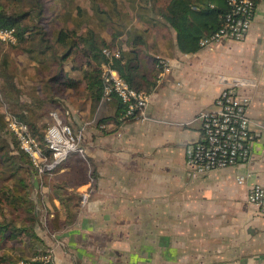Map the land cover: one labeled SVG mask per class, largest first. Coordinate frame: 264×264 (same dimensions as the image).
Instances as JSON below:
<instances>
[{
    "label": "crops",
    "instance_id": "0c3cea01",
    "mask_svg": "<svg viewBox=\"0 0 264 264\" xmlns=\"http://www.w3.org/2000/svg\"><path fill=\"white\" fill-rule=\"evenodd\" d=\"M86 1L69 4L68 13L55 18V28L80 35L93 30L106 47L121 51L122 62L138 60L131 70L136 81L155 82L149 117H125L117 96L96 98L85 79L84 56L66 57L60 69L56 62L41 64L37 54L13 50L19 98L34 102L38 129L45 132L53 112L75 128L85 126L86 155L73 152L55 172H35L37 238L7 242L26 244L22 255L4 249L19 259L43 250L55 264H264V212L248 200L254 183L264 185V0L243 40L195 52L179 48L176 29L157 10H145L153 5L147 0ZM135 33L146 41L138 53L132 51ZM157 54L171 62L160 81ZM59 71L75 84L54 92L53 103L40 100L44 81ZM235 77L245 80L239 89L251 100V155L244 163L197 173L186 158L187 145L203 138L197 116L218 108L217 97ZM86 188L91 192L82 204Z\"/></svg>",
    "mask_w": 264,
    "mask_h": 264
},
{
    "label": "trees",
    "instance_id": "16d2710c",
    "mask_svg": "<svg viewBox=\"0 0 264 264\" xmlns=\"http://www.w3.org/2000/svg\"><path fill=\"white\" fill-rule=\"evenodd\" d=\"M147 1V4L151 2L153 5L150 8L144 7L145 10H157L176 29L178 45L183 52L197 51L200 48L199 40L202 34L218 28L222 15L229 8L227 0H167L164 9H155L160 4L159 0ZM60 3V1H55L54 4H47L45 0H35V4H31L28 10L12 13L6 10V4L0 3V27L14 28L17 38L15 42H6L0 39V46L9 44L10 48L14 50L22 49L32 52L34 55L37 54L41 64L48 65L50 62H56L60 69L63 60L70 55L86 57L89 68L85 72V79L89 89L96 94V98L101 99L103 78L99 64L109 61L103 51L108 43L105 40H97L93 30H89L85 35L77 34L66 27H60L57 30L54 26L55 17L52 14L59 8H64V4ZM154 4L156 5L154 6ZM18 5H20L19 8H24L26 4ZM34 10L35 16L27 19L30 22H26V18ZM103 12L110 16L106 10ZM133 43L132 51L138 53L139 48L145 45L146 41L144 36L135 33L133 34ZM60 47L65 49L62 53H59ZM10 54L7 52L1 56L3 58L0 61V77L6 86L2 87L0 101L2 99L12 103V112L30 124L33 134L41 139L43 148L51 158L50 150L44 142L45 132L40 131L36 125L35 107L32 104L34 102L22 103L19 98V90L14 81L15 67ZM123 59L124 55L114 58L113 66L119 70L132 87L150 91L155 86L154 81L144 85L136 81L131 73V70L139 66L138 60L127 57L122 62ZM51 81L55 83L53 85L55 88L48 84ZM66 84H75V82L67 80L60 71L48 77L41 88L44 98L41 97L40 100L48 103L55 102L54 92L56 95L61 93ZM7 135L13 136L4 114L0 112V141H2L0 143V183L2 184L0 186V202L9 208V211L6 212L2 210L3 216L0 218V250H2L0 264H20L19 260L21 259L6 251L4 247L9 240L22 238L24 235L34 240L37 238L35 202L32 198L34 187L32 180L36 168L30 155L21 150L17 140L15 141L17 152L11 150V141L8 140Z\"/></svg>",
    "mask_w": 264,
    "mask_h": 264
},
{
    "label": "built area",
    "instance_id": "2783aa9c",
    "mask_svg": "<svg viewBox=\"0 0 264 264\" xmlns=\"http://www.w3.org/2000/svg\"><path fill=\"white\" fill-rule=\"evenodd\" d=\"M259 0H227L228 10L222 15L218 28L206 31L199 40L200 48L223 40H243L248 34ZM0 39L6 42L17 40L14 28L0 27ZM109 61L102 69V99L117 96L125 105V117L148 118L147 107L151 92L132 87L119 70L113 66V59L120 58V50L110 47L103 49ZM158 80L171 71L170 59L156 55ZM245 80L235 77L227 81L216 99V110L203 109L197 118L202 123L203 138L187 145L186 158L197 173H208L219 168L235 166L246 162L251 155V144L255 139L252 121L248 114L251 104L249 96L240 91L239 86ZM8 128L18 141L21 150L32 158L36 171L42 175L57 169L71 153L83 156L86 150L82 144L85 126L78 128L66 123L57 112H53V122L47 127L44 142L50 150V156L43 148L41 139L33 134L28 122L10 111L8 103H3ZM239 182L244 178L239 177ZM91 188L81 192V203L87 202ZM248 200L264 212V185L254 183L248 192ZM20 264H55L50 254H43L31 259H21Z\"/></svg>",
    "mask_w": 264,
    "mask_h": 264
},
{
    "label": "rangeland",
    "instance_id": "374dc122",
    "mask_svg": "<svg viewBox=\"0 0 264 264\" xmlns=\"http://www.w3.org/2000/svg\"><path fill=\"white\" fill-rule=\"evenodd\" d=\"M46 2H47V4H54V2L55 1H60L61 3L60 4H64V8H63V10H62V12L60 13V12H58L59 13V15H57V16H55V18H62L66 13H68V11H69V4H76V3H78V0H45ZM81 1V3L82 4H86V0H80ZM160 1V4L162 5V4H166V2H167V0H159ZM0 3L1 4H6L7 5V7H6V10L8 11V12H10V13H12V12H21V10L22 11H26V10H28L29 9V7L31 6V4H35V0H0ZM18 4H26L25 5V7L24 8H19L18 6H20V5H18ZM23 7V6H22ZM35 10H34V12H32V14L30 15V16H28L27 18H26V22H30V20H27V19H29V18H31V17H34L35 15ZM14 49H12V48H10V45L9 44H5V45H3V46H0V61H1V59L3 58V57H1L2 56V54H6L7 52H12ZM0 71H1V69H0ZM1 76V75H0ZM6 86V83H3V81H2V79H1V77H0V96H1V92H3V90H2V87H5ZM4 102H7V101H5V100H2L1 99V101H0V112H2L3 114H4V117H5V111H4V109H3V103ZM8 103V106H9V109H10V111H12L11 109H13V107L11 106L12 105V103H9V102H7ZM5 120H6V118H5ZM7 138H8V140H10L11 142V144H10V148H11V150H13L15 153L17 152V145H16V143H15V141H16V139L14 138V136H12V135H7ZM2 141H0V143H1ZM1 166V165H0ZM58 170V169H57ZM56 171V169L55 170H52V171H47L46 173H52V172H55ZM35 172L37 173V174H39L36 170H35ZM46 173H44V174H46ZM44 174H42V175H44ZM40 175V174H39ZM33 183H34V185H35V175H33ZM0 186H2V184L0 183ZM33 189H34V187H33ZM33 192V191H32ZM2 202H0V218L3 216L2 214H3V212H2V210H5V212L6 211H9V208H8V206H6V205H2L1 204ZM7 244V243H6ZM5 244V248H9V247H11L10 249H15L16 250V252H19L21 255L22 254H24V250L23 249H25V251H26V248H25V245H21V244H16V243H10V245L8 246V245H6ZM16 244V245H15ZM23 250V251H22ZM2 250H0V252H1ZM14 252V251H13ZM42 254H46V251H40ZM29 255V254H28ZM23 257V256H22ZM29 257V256H28Z\"/></svg>",
    "mask_w": 264,
    "mask_h": 264
}]
</instances>
